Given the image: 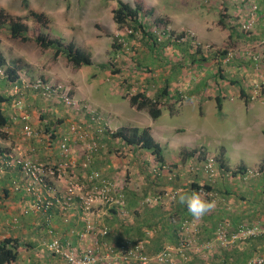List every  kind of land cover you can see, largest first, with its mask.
<instances>
[{
    "label": "crops",
    "instance_id": "obj_1",
    "mask_svg": "<svg viewBox=\"0 0 264 264\" xmlns=\"http://www.w3.org/2000/svg\"><path fill=\"white\" fill-rule=\"evenodd\" d=\"M193 2L189 7L185 4V8L164 9L160 13V17L167 19L169 22L167 27H170L173 32L182 31L186 35L191 33L198 38V41L213 43L217 46L226 43L230 46L228 39L232 38V32H224L219 23L216 24V28L212 29L206 28L205 21L194 22L192 20L189 22L181 18L182 15L185 17L188 14V10L192 12L193 19L194 16H200L199 10L196 12L193 10ZM213 10L219 12L218 7L213 6ZM263 37L264 27L259 25L257 31L252 34L251 40L261 41ZM184 47L185 55L190 57V48ZM40 53L42 52L40 51ZM251 53H255V51L252 50ZM23 55L24 57L18 60V65L21 63L17 70L20 82L11 83L0 79V112L9 120L8 126L0 129L6 135V138L0 136V145L6 152L4 154L50 166L54 164L55 169L59 168L63 161L57 150V145L54 143L52 148L46 147V136L32 141L19 138L22 137L24 121H26L21 118L24 115L22 111H25L28 117L27 121L34 129H39L41 123H47L48 121L44 117H47L46 114H50L51 119L55 120V123H60L61 126V129L56 132L57 140L68 130L72 115L69 111L61 109L62 104L60 106V104L56 105L53 100H45L37 94V91L26 87L23 81L28 79L33 82L35 78H45L53 82L71 79L75 85L76 82L79 84L86 82L88 87L85 89L81 87L80 90L79 87H74L73 96L75 99L85 102L87 106L89 105L88 112L95 111L100 115L102 123L107 128L101 134L100 148L93 157L91 170L104 173L106 179L116 181L114 182L116 186L124 190L125 204L123 211L110 210L96 204L93 206L92 212L87 215H82L80 209H77L76 204L80 202V195L87 194L92 185L88 183L85 172H82L79 166L83 153L79 152L78 154L76 143L73 145L72 163L69 164L70 167L65 173L59 178L55 176L54 179L49 175L59 194L65 192L70 185L75 187L76 195L73 207L68 211L69 221L67 222L63 220L57 207L47 213H30V215L22 216L21 212L31 205L34 197L25 192L14 191L10 182L12 180L20 181L22 176L12 168L0 180V240L15 238L20 243L28 245L19 254L15 264H58L59 259L47 253L42 246L44 241L51 238L48 229H52L56 237L61 238L63 242H68L78 252L92 249L96 240L100 245L104 242L115 247L125 241H137L144 244V252L149 256L156 255L162 250H172V264H248L251 258L264 256V237L236 242L226 248L210 244L217 225L222 221H229L230 232H234L240 224H257L264 221V130H262L264 123H233L228 127L224 125V129L220 130L210 127L207 120H196V114L199 115V120L205 118V114H214L218 118L223 116L224 123L227 122V115L231 117L233 103L230 100L233 99L234 92L232 88H220L226 81L232 87L237 85L236 87L240 88L236 95L240 98L239 100L244 99V105L250 102L247 100L248 98H243L244 89L241 79L236 73L231 71V73L221 75L217 68L214 69L215 72L211 78L207 79L189 71L186 75L188 78L186 76L184 78L186 84L182 85L180 77L183 73L179 76L178 72H169L168 68L166 74L154 79L157 82V88L154 91H145L146 95L151 97L160 88H163L164 84L168 86V96L164 100L161 115L153 120L147 111H139L131 106L119 91L113 93L120 96L121 99L118 100L120 107L115 103L112 104V93L106 92L104 89V84H108V80L104 79L105 73H99L98 68L81 67L80 69L83 70L92 68L93 74L90 77L81 75L80 77L67 78L66 74L60 76L53 66L56 63L61 64L63 58L59 57L55 64L44 66L38 61L29 59L25 52ZM192 59L195 58L190 57L189 60L192 61ZM240 62L243 63L242 60ZM70 69L73 70L71 67ZM83 70H81L82 73ZM93 75H96L95 81H92ZM209 81L214 82V86L219 85L220 87L214 90L209 89L206 84ZM99 87H102V90ZM241 90H243V94ZM9 98L13 105H8L9 102L6 99ZM227 104L230 107L228 112L225 111L226 107L224 106ZM20 107L24 109L19 111ZM252 107L254 106L252 105ZM85 122L87 123H82L83 126L90 136L94 135L96 127L90 122L89 115ZM262 122H264V116H262ZM126 127L149 128L151 136L162 149L164 163L161 167L167 169L171 164L178 166L174 182L169 183L166 170H160L157 173L159 175L155 173L152 175V177L159 176L157 180H149L150 185L145 183V176L148 177L147 164L150 166L155 164L154 166L157 168L160 166L149 152L130 147L122 141L126 149L125 157L114 161L112 150L120 140L113 138L112 133ZM192 149L204 150L208 155H213L216 158L219 174L214 179H209L205 173L200 171V167H195L197 173L192 174L190 180L184 181L183 175L186 174L182 173L176 160L180 161L183 151ZM220 164H223L226 170L220 169ZM74 167L77 168L73 169ZM238 168L243 171L260 169L262 173L256 177L243 178L238 175L240 172L235 175L232 173ZM122 169H127L126 176L123 171L120 172ZM71 173L75 174L74 177L69 175ZM120 175L125 178L121 179ZM138 180L144 184L141 194H138L135 188L133 189L135 184L137 187L140 184L136 183ZM132 183L135 184L132 185ZM191 183L199 185L197 191L201 193L202 199L216 202L215 208L200 219L192 217L186 205L178 202L180 194H191L193 191L190 189ZM203 186L209 188L205 189ZM142 195L146 198L139 200ZM85 219L93 223L95 231L103 228L108 229V235L103 238L94 235V233L84 235ZM187 219H192L197 223L196 243L192 249L189 247L183 253H178L179 223ZM80 235L84 236L80 237ZM100 258L98 264H141L133 263L130 260L125 262L122 258L117 259L113 255H106L103 247Z\"/></svg>",
    "mask_w": 264,
    "mask_h": 264
},
{
    "label": "rangeland",
    "instance_id": "obj_2",
    "mask_svg": "<svg viewBox=\"0 0 264 264\" xmlns=\"http://www.w3.org/2000/svg\"><path fill=\"white\" fill-rule=\"evenodd\" d=\"M122 1L127 2L132 6L135 5V1H139L147 12L152 11V14L147 13L143 16V22L147 25L150 32L157 35V41L159 43L157 48L160 52L158 51V53L155 54L154 51L156 48H153V53H151L152 51L150 50V47L147 46V44H151V41L146 40L147 38H142L141 34H136V37L133 39L127 38L129 36V31L131 30H127L126 27L120 28L113 21L112 11L116 8L117 0H28L29 6L32 10L41 12L49 18L50 33L53 37L62 36L67 41H74L79 47L85 49L92 55L93 62L96 66L102 64L104 65V68H98L95 66H93V68H98L99 73H105L106 76L104 79L108 80V84H104V89L106 92L112 93V104L115 103V105L120 107L118 100L121 98L118 94L113 93L116 91H119L121 95H123V98L125 95L135 94L136 92L142 90L154 91L157 88V82L154 81V79H158L161 75L166 74L168 68L169 72H178L179 76L183 73L182 77H180V83L182 85L186 84L184 78L189 71H193L194 74L200 75L201 78L204 77L210 79L213 72H215L214 69L216 70L218 68L220 69L221 75L231 73L232 71L240 77V81L244 89L243 98H248L247 100L250 102L244 105V99L239 100L240 98L237 97V95L240 88L236 87L237 85L232 87L229 82L226 81L225 83H222V86L220 87L219 85L214 86L215 83L209 81L206 82V84L207 87L212 90L217 87H220L221 89L232 88L234 97H232L233 99L230 101L233 103V112L231 117H228L227 115L226 123H224L223 116L218 118L214 114H205L206 117L202 120H199V115L196 114V120H207L210 127H216L220 130L224 129V125L228 127L230 124L233 125V123H264L262 122V116H264V96L261 93V89L264 88V37L263 40H258L259 42L251 40L252 34L257 31L259 25L264 27V0ZM192 2L193 10L195 12L199 10L201 13L200 16H194L193 19L192 12L188 10V14H190V16H188V14L185 15V17L182 15L181 18L186 19L189 22L192 20H194V22L205 21L206 28L212 29L216 28L218 19L221 18L229 31L232 32V38L228 39V43L232 46H229L228 44L226 45V43L217 46L213 43L209 44L203 41H198V38L190 33L189 37L193 40L189 41L190 44H188L187 47L190 48V57L193 58L194 56L195 58V60L193 59L190 61V57L186 56L183 50V47L186 45L178 46L173 43H166L169 36L175 38L177 35L182 34V31L173 32L170 27H167V24L169 23L167 19L160 17V13L164 9L171 10L177 7L185 8V4L189 7ZM254 5L257 6L254 15V22L250 27V30L245 31L242 29V25L248 21V13ZM213 6L218 7V13L216 11L214 12ZM0 8L4 9L12 16L20 17L23 22H25L32 29L35 27L33 21L28 18L27 11L22 8L20 0H0ZM157 18H161L163 20L159 27L154 24V21ZM186 38L187 35L185 36V39ZM114 41L121 45L118 53L113 51L112 44ZM198 48H200V55L194 54L197 52ZM0 49L6 60L11 65L14 61L21 60L24 57V52L27 54L29 59L38 61L44 66L56 63L52 61L51 51L40 53L35 44L17 43L11 40L4 31L0 32ZM222 49L227 51L228 55L226 57H228V60L222 57L213 58L214 53ZM252 50H254L255 53H251ZM201 56L205 58V60H200L201 58L199 57ZM241 60L243 63L240 62ZM53 66L59 72L60 76H64L66 74L67 78H71V76L72 78L80 77L81 75L83 77H87L89 75L90 77V75L93 74L92 68L88 70L79 68L77 71H71L70 66L62 59L61 64L56 63ZM81 70H83V73ZM1 72L2 76H5L6 73L4 69L1 70ZM21 73H23V71H21ZM94 77L96 78V75H93L92 81L96 80ZM186 78H188V76H186ZM36 79L38 78H35L34 80ZM150 79L151 81H148ZM26 81L29 80L27 79ZM47 81L50 83L56 82L69 86L72 90V96L74 87L77 86L80 90L81 87L83 89L88 87L86 82H82L80 84L76 82L75 85L71 79L67 81ZM99 89L102 90V87H99ZM75 100L77 101L79 109L77 112L68 110L66 107L61 106L59 102L57 104H60L62 110L65 109L72 115V119L69 123H87L85 121L87 115L89 114L83 107L86 103L77 98ZM8 105L10 106L13 104L9 103ZM252 105L254 107H252ZM224 106L226 107L225 111L228 112L230 109L229 104ZM262 128V130H264V125H262ZM76 144L78 154L79 152L83 153V144ZM114 148L115 149L112 150L114 161L115 159L119 160L120 157H125L124 152L126 149L121 141ZM0 149L2 150L3 146L0 145ZM185 152L186 151L182 152V156ZM183 158L180 157V161H176L180 165L179 167L182 169V173L186 174L183 175V177H185L184 181L186 182L190 180V175L192 173L188 172L190 170L189 168L192 166L196 167L199 163L189 157H185V160H183ZM154 165L155 164L150 166L147 164L148 177L145 176V183L147 184H149V180H156L152 177L154 173ZM172 167L175 170L178 168L176 164H171L170 168L172 169ZM75 168L77 167H74L73 169ZM126 170L127 169H122L120 172L123 171L126 176ZM69 175L74 177L75 174L71 173ZM123 177L124 176H121V179ZM109 181L113 184L116 182L114 180ZM136 183H140V180L136 181ZM134 184L135 183H132V185ZM142 186H144V184L140 183L138 184V187L135 184L133 189L135 188L137 193L141 194V191L143 193ZM129 187H131L130 184ZM143 198L145 199L146 196L144 197V195H142L139 200H143Z\"/></svg>",
    "mask_w": 264,
    "mask_h": 264
},
{
    "label": "built area",
    "instance_id": "obj_3",
    "mask_svg": "<svg viewBox=\"0 0 264 264\" xmlns=\"http://www.w3.org/2000/svg\"><path fill=\"white\" fill-rule=\"evenodd\" d=\"M257 6L254 5L251 11L248 13V21L242 25V29L245 31L250 30L254 22V15ZM131 31H129V34ZM228 60V57H226ZM0 75L2 72L0 71ZM24 85L28 88H32L39 92L41 97L45 100H53L55 102L62 103L67 109L71 111H79L77 101L71 95L72 90L69 86L61 83H44L43 81L36 79L34 82L23 81ZM24 108L20 107L19 111ZM24 115L21 116L23 120H28L25 111H22ZM21 112V113H22ZM90 120L96 127L95 134L90 136L87 129L82 123H70L68 130L65 135H61L59 140L55 142L57 150L59 151L62 163L59 168L55 169L54 164L48 165L45 163L32 162L29 160L17 159L8 164H21L23 179L26 181L25 184L18 182L13 183L14 191L21 188L28 195H33L35 198L30 206L26 207L24 213H47L53 207H57L60 214L65 222L68 221V210L72 207L73 199L76 195L74 186L70 185L63 193H58L50 182L49 175L54 179L55 176L59 178L65 171L70 167L72 163V154L74 152V143H81L84 145V151L81 157L80 168L86 172L89 169V173L85 176L86 180L91 186L88 193L80 195L81 205L84 211H89L95 204L107 205L108 207L118 208L120 211L124 209L123 194L119 187L115 184L102 178L98 171L91 170L93 164V157L98 152L99 140H101V134H103L106 125L102 123L100 115L95 111H89ZM38 136L36 129L30 124L25 123L22 137L25 140L30 138L34 139ZM51 145V144H50ZM49 145V147H51ZM215 159L214 156L207 155L204 162V172L209 179H214L218 175V170L214 167ZM154 173L157 172L158 168L153 167ZM4 173V169L0 166V177ZM262 171L260 169H252L248 171L240 172L238 175L243 178L256 177L260 175ZM81 189V188H80ZM85 232L84 235H88L94 231L93 224L85 220ZM230 223L227 221L220 222L214 232V236L210 242L217 246L226 248L227 246L236 242H244L246 240L258 237H264V221L258 224H240L234 232H230ZM51 238L43 243L44 248L51 254L60 256L61 259L59 264H98L101 260L99 248L85 249L78 252L74 249L68 248L69 243L64 245L57 237H54L53 232L49 229ZM107 233L106 229L99 231L101 236ZM198 233L197 223L192 220H183L181 222L180 231V246L178 253H183L187 248H193L196 243V235ZM84 235H80L83 237ZM66 243V242H65ZM106 255H113L117 259L122 258L125 262L133 261V263L139 262L141 264H172V251L169 249L163 250L160 253L149 256L144 252V244L137 242L136 244H123L118 248L117 252L112 250V247L103 245ZM99 251V252H98ZM248 264H264V256L254 257L248 261Z\"/></svg>",
    "mask_w": 264,
    "mask_h": 264
},
{
    "label": "trees",
    "instance_id": "obj_4",
    "mask_svg": "<svg viewBox=\"0 0 264 264\" xmlns=\"http://www.w3.org/2000/svg\"><path fill=\"white\" fill-rule=\"evenodd\" d=\"M20 1H21L22 8L27 11L28 18L33 21L35 27L32 29L25 22H23V20L20 17L12 16L11 14L7 13L4 9L0 8V32L4 31L9 36V38L11 40H13L17 43H20V44L33 43L38 47V49L42 53H45L47 51H51L53 62H55L59 57H61L65 60V62L68 65H70V67L74 71L81 68V67H88V66L89 67L95 66L98 68H104L103 64L96 66L92 60L91 54L88 51H86L85 49L79 47L74 41H72V40L67 41L62 36L53 37L50 33V21L47 18V16L44 15L43 13L32 10L29 6L28 0H20ZM147 13L152 14V11L147 12L146 9L144 8V6L139 3V1H135V5L132 6L131 4L124 2L122 0H117L116 8L113 9V11H112L113 21L120 28L126 27L127 30H131V33L127 37L128 39H133L136 37V34H138V35L141 34L142 38H144V39L147 38L146 40L151 41L150 45L147 44V46L150 47V50L152 51L151 53H153V48H156L154 53L157 54L158 51L160 52V50L157 48V45L159 44L157 41V35L155 33L150 32L148 30L147 25L143 22V16H145V14H147ZM162 21L163 20L161 18H157V19H155L154 24L157 27H159L161 25ZM218 23L220 24V27L224 32H229V29L226 27V25L224 24L222 19H220L218 21ZM185 36H186V33H182L180 35H177L175 38L169 36V39L166 40V42L173 43L174 45L176 44L178 46L183 45V44L187 46L188 44H190L189 40H191V38L189 37V35H187L188 39L187 38L185 39ZM120 47H121V45L117 44L116 41L113 42L112 48H113V51L115 53H118L120 51ZM199 49L200 48H198L197 52L194 54L200 55ZM227 55H228L227 51L222 49L220 51L215 52L213 58H215V57L216 58L217 57L226 58ZM193 58H194V56H193ZM199 58H201L200 60H202V61L205 60V58H203L202 56ZM18 64H19V62L17 60V61H14L13 64L11 65L6 60L5 56L3 55L2 51L0 50V71L4 69V71L6 73L5 76H2V75H1L2 77L0 76L1 79H4L6 82H11V83H15L17 81L20 82V78H19L18 73H17L18 68H20L19 67L20 65H18ZM218 65H219V63H218ZM217 71L219 73L220 69H218ZM38 79L43 81L44 83L48 82L45 78H38ZM34 91L36 92V90H34ZM241 91L243 94V90H241ZM261 93L264 96V88L261 89ZM37 94H39L38 91H37ZM71 95H72V93H71ZM167 96H168V86L166 84H164L163 88H160V90L158 92H156L151 97L146 95V92L142 90V91L136 92L135 94L125 95L124 99H127L129 101L130 105L135 107L137 110L147 111L149 116L153 120H155V119L160 117L162 106H164V100L166 99ZM6 100L9 103L11 102L10 101L11 98L6 99ZM57 103L58 102H56L55 104L58 105ZM60 104H62V103H60ZM62 106H64V105L62 104ZM83 107L85 110L88 111L86 104ZM46 116L47 117H44V119H46L48 122L47 123H41V126H39L40 128L36 129L38 136L34 139L30 138V139H28V141L29 140L30 141L38 140L40 137L46 136L45 145L48 148H52L53 147L52 145H54V143L57 142L58 134H56V132L58 129H61L60 128L61 126H60V123H55L54 122L55 120L51 119L50 114H46ZM89 120H90V116H89ZM8 122H9V120H7L6 117L3 116V114H1V112H0V129L8 126ZM61 122H63V120ZM90 122L92 123L91 120H90ZM24 123L31 124L27 120L24 121ZM69 125H70V123H69ZM69 125H68V127H69ZM66 132L63 135H65ZM263 134H264V132H263ZM0 136L6 138V135L4 133H1V131H0ZM112 136H113V138H118L120 141H122L124 144H126L130 147L149 152L151 154V156H153L154 161L156 163H158V165L160 166V167H158V170L155 174H157L160 170L161 171L166 170L167 181L169 183H172L175 181L176 170L173 167L171 169L170 168L171 165L167 169L165 167H161L164 163V159L162 156V149H161L160 145L151 136L149 128H137V127L120 128L116 132L112 133ZM49 145L51 147H49ZM4 153H6V152H4L3 149L2 150L0 149V166H2L4 169V173L1 175L0 180L2 179V177L6 173H8L9 171L12 170V168H14L19 173H21L22 180H20V181L19 180H12L10 182V185L12 186L14 182L25 184L26 181L23 179L22 165L17 164V163L8 164L9 162H13L14 160H17V158L8 156ZM207 155L208 154L204 150L192 149V150L186 151L183 154L184 158H183V156H182V158H183V160H185V157H189V158L194 159V161L199 163L198 166H196V167H198V168L200 167V171L205 173L204 172V162L206 160ZM217 164L218 163L215 160L214 167L216 168V170H218V174H219V169H218ZM90 166L92 167V165H90ZM189 169L190 170L188 172H192L190 176H192V174L197 173V169L195 167L192 166ZM220 169L226 170V168L224 167L223 164H220ZM242 171H243V169L238 168L235 172H232V173L235 175L236 173L238 174L239 172H242ZM82 172H84V171L82 170ZM86 172L89 173V169ZM86 172H85V176L87 175ZM99 173L101 174L102 178L106 179L101 172H99ZM157 175H159V174H157ZM157 175H156V177H154L156 180L158 179L157 177H159ZM205 175H206V173H205ZM50 184L53 185L52 182H50ZM88 187H89V185H88ZM203 187L205 189L209 188L208 186H203ZM190 189L197 191L199 189V185H197L196 183H191ZM120 190H121L122 194H124L123 199L125 200L124 190L121 188H120ZM17 191L18 192H24V189L21 188ZM31 196L34 197L33 195H31ZM79 201H80L79 204H76V206H77V209H80L82 215L90 214L92 212V209L87 211V212L84 211L83 208H80L81 199ZM73 203H74V199H73ZM124 204H125V202H124ZM72 207H73V205H72ZM104 207H106L110 210H115V211L119 210L118 208L108 207L107 205H105ZM30 213H32V212H28L27 214L24 213V211L21 212L22 216L30 215ZM40 213H44V212H40ZM40 213H37V214H40ZM32 214H36V213H32ZM85 220H84V222H85ZM68 221H69V215H68ZM85 226H86V223H85ZM85 226H84V230H83L84 232H85ZM103 229H106V228H103ZM100 230H102V229H100ZM106 230H107V233L103 236H101L99 234V231H95V229L92 233H94V235H96V236L103 238V237L107 236L109 233L108 229H106ZM47 231H49V229ZM180 231H181V222L179 223V231H178L179 240L181 239L180 238ZM52 232H53V230H52ZM84 232H83V234H84ZM48 234H49V232H48ZM53 235H54V233H53ZM54 237H56V235H54ZM58 239L60 240L61 243H64V245L67 244V242L66 243L63 242L61 240V238H58ZM46 241H48V240H46ZM46 241H44V242H46ZM43 243H42V246H43ZM126 243L134 245L137 243V241L136 242L125 241V242H122L121 244H119L118 246L115 247V246H110L104 242H102V245H100L99 242L96 240L94 243L95 246L92 249L99 248V251L101 252V248L105 244L107 246L112 247V250L114 252H117L118 248L121 245L126 244ZM179 246H180V241H179ZM26 247H28V245L26 243H20V241L18 239H15V238H3V239H1L0 240V264H15L19 254ZM68 248L73 249L70 244H69ZM44 249L47 253H49L50 255L57 257V259H59L58 264L61 262L60 261L61 259L59 258L60 256L51 254L50 252H48L46 250V248H44ZM103 249H104V247H103Z\"/></svg>",
    "mask_w": 264,
    "mask_h": 264
},
{
    "label": "clouds",
    "instance_id": "obj_5",
    "mask_svg": "<svg viewBox=\"0 0 264 264\" xmlns=\"http://www.w3.org/2000/svg\"><path fill=\"white\" fill-rule=\"evenodd\" d=\"M211 156H213V155H211ZM214 159L216 160L215 157H214ZM94 171H96V170H94ZM174 199H176V197H174ZM178 202L180 204L186 205L188 212L191 214L192 217H194L196 219L202 218L205 214L212 211L216 205V202L214 200L207 201V200L202 199L201 193L199 191H195V190H193L190 195L180 194L178 196ZM98 205H101V204H98ZM102 206H104V205H102ZM187 220H189V219H187ZM172 259H173V251H172Z\"/></svg>",
    "mask_w": 264,
    "mask_h": 264
}]
</instances>
